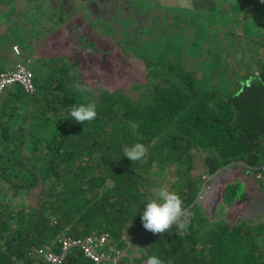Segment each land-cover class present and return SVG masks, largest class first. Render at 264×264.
Segmentation results:
<instances>
[{
	"label": "trees",
	"instance_id": "1",
	"mask_svg": "<svg viewBox=\"0 0 264 264\" xmlns=\"http://www.w3.org/2000/svg\"><path fill=\"white\" fill-rule=\"evenodd\" d=\"M162 50L156 58L162 77L148 84L143 99L107 88L94 93L59 58L34 65L36 72L29 62L32 92L20 83L9 87L0 104V264H44L38 250L58 251L62 232H106L123 248L132 225L142 222L149 184L168 170L173 191L193 213L186 230L173 226L162 236L145 230L139 240L145 248L116 263H95L73 247L60 264H145L151 255L165 264H264L263 222L253 228L211 220L195 199L203 174L231 162L255 170L264 161V62L221 92L171 61V52L163 59ZM76 82L91 91H77ZM89 103L94 120L69 117L72 104ZM136 143L148 153L132 163L123 150ZM235 183L226 184L225 201L235 197Z\"/></svg>",
	"mask_w": 264,
	"mask_h": 264
},
{
	"label": "rangeland",
	"instance_id": "2",
	"mask_svg": "<svg viewBox=\"0 0 264 264\" xmlns=\"http://www.w3.org/2000/svg\"><path fill=\"white\" fill-rule=\"evenodd\" d=\"M247 1L255 4L256 13H261L264 5L262 0ZM16 2L20 4V10L13 8V11L20 22L18 19L15 21V34L17 39L20 34L28 35L20 46H24L22 50L28 52L26 58L28 63H33V72H36L35 66L39 67L42 62L59 58L69 63L75 78L94 88V93L107 88L143 99L148 84L162 77L160 71L164 68L156 58L163 47V59L171 52L174 56L171 61L175 64L197 73V76H204L200 70L203 61L198 57L202 55V48L198 47L204 46L203 39L208 35L207 32H203L204 35L199 33L207 29L206 23L201 24L200 19L203 10H207L204 5H211L209 0H194V8L185 6L184 9L180 6L169 9L167 1L158 0ZM238 4L239 1H222L220 5L216 4V8L213 5V9L218 14L226 13L237 8ZM6 16L13 19L11 12ZM167 36L170 38L168 42ZM18 48L21 53V48ZM43 68L41 73L39 71L40 75L45 73ZM221 74L225 81L220 84L231 81L226 74ZM200 168L196 167L195 171ZM251 169L244 168L242 163L231 162L211 175L203 174L205 177L195 199L209 219L225 221L229 226L246 221L253 228L262 222L263 214L256 215L245 205L244 200L238 198L243 189L242 183L249 186L254 183ZM159 179L160 176L155 175L149 184L151 195L153 190L165 185L173 191L170 170L161 181ZM229 183H235L236 195L231 201H225V186ZM132 226L135 230L126 237V246H122L129 257L135 255L137 249L145 248V243L139 242L146 230L142 222Z\"/></svg>",
	"mask_w": 264,
	"mask_h": 264
},
{
	"label": "crops",
	"instance_id": "3",
	"mask_svg": "<svg viewBox=\"0 0 264 264\" xmlns=\"http://www.w3.org/2000/svg\"><path fill=\"white\" fill-rule=\"evenodd\" d=\"M16 1L0 0V70L13 67L21 57L28 55V52L22 50L24 46H20L28 35L24 36L20 34L17 39L15 34L14 27L18 16L13 11V8L20 10V4ZM25 1L27 3L28 0ZM158 1H167L170 4L169 9H174L175 6H180L182 7L181 9H184L185 6L194 8L195 5L194 0ZM209 1L211 5H204V8L207 10H203L202 19H200L201 24L206 23L207 29L200 31L199 34L204 35L203 32H207L210 36L207 35L203 39L205 41L204 46L198 47V49L202 48V55L198 57L203 61V67L200 66L201 73H203L206 79H213L219 85L222 92V89L228 83L220 84L225 81L221 72L230 77L231 80L243 79L249 76L250 73H256L257 67L264 62V5H262L261 13L258 14L254 9L255 4L249 3L247 0H243L244 3L240 0ZM222 1L226 3L239 1V4L234 10H227L228 12L226 13L218 14L213 9V5L216 8ZM25 5L27 6V4ZM8 12H11L13 16L12 20L6 16ZM205 12H208V14L205 15ZM18 21L20 22L19 19ZM170 38L172 40V35ZM15 44L21 48L20 54L14 51L13 45ZM9 87L0 93V104ZM251 170L250 174H252V181L254 183L250 186L242 183L243 189L238 198L241 201L244 200L245 205L256 215L259 213L263 214V218H261L263 223L260 222L262 226L259 229V233H261L259 239L261 238V247L264 254V174L261 177H256L255 171ZM247 187H249V194Z\"/></svg>",
	"mask_w": 264,
	"mask_h": 264
},
{
	"label": "clouds",
	"instance_id": "4",
	"mask_svg": "<svg viewBox=\"0 0 264 264\" xmlns=\"http://www.w3.org/2000/svg\"><path fill=\"white\" fill-rule=\"evenodd\" d=\"M264 2V0H262ZM70 72L69 75H74ZM73 87L79 92L91 91L88 87L76 82ZM97 116L96 106L93 103L72 104L70 106V116L76 123L84 124L90 122ZM68 118V117H66ZM124 156L129 158L132 163L143 160L148 153V148L143 143H136L130 147L125 146ZM193 215L190 208L184 206V202L180 195L174 191H170L167 185L159 187L152 192V196L148 198L142 211L143 227L152 232L154 235H163L170 231L173 226L179 232L187 229L189 218ZM145 264H165V262L156 255L147 258ZM167 264H173L172 260Z\"/></svg>",
	"mask_w": 264,
	"mask_h": 264
},
{
	"label": "built area",
	"instance_id": "5",
	"mask_svg": "<svg viewBox=\"0 0 264 264\" xmlns=\"http://www.w3.org/2000/svg\"><path fill=\"white\" fill-rule=\"evenodd\" d=\"M13 49L20 54L17 44L13 45ZM14 83H20L28 92H32L35 88L32 71L26 56L21 57L13 67L0 70V93ZM254 171L256 177H261L264 174V161ZM57 241L60 246L58 251L47 247L38 250L37 254L44 261V264H60L67 252L73 247H79L83 254L95 263H116L120 257L126 255L125 249L116 246L113 239L106 232L91 233L79 237L70 236L62 232L58 236Z\"/></svg>",
	"mask_w": 264,
	"mask_h": 264
}]
</instances>
